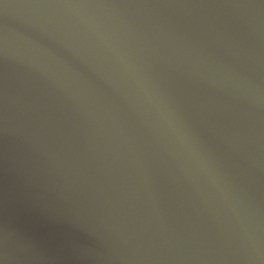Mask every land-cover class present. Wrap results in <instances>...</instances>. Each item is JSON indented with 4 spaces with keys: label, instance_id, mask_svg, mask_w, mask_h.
Segmentation results:
<instances>
[{
    "label": "water",
    "instance_id": "obj_1",
    "mask_svg": "<svg viewBox=\"0 0 264 264\" xmlns=\"http://www.w3.org/2000/svg\"><path fill=\"white\" fill-rule=\"evenodd\" d=\"M0 264H264V0H0Z\"/></svg>",
    "mask_w": 264,
    "mask_h": 264
}]
</instances>
